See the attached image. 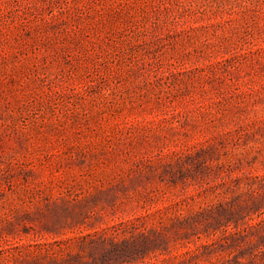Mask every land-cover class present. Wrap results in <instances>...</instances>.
I'll return each instance as SVG.
<instances>
[{
	"label": "rangeland",
	"instance_id": "1",
	"mask_svg": "<svg viewBox=\"0 0 264 264\" xmlns=\"http://www.w3.org/2000/svg\"><path fill=\"white\" fill-rule=\"evenodd\" d=\"M0 264H264V0H0Z\"/></svg>",
	"mask_w": 264,
	"mask_h": 264
}]
</instances>
